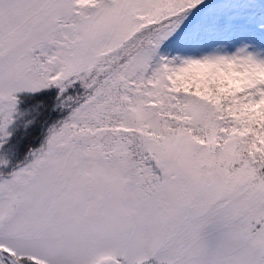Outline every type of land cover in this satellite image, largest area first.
Listing matches in <instances>:
<instances>
[{
  "label": "snow or ice",
  "instance_id": "snow-or-ice-1",
  "mask_svg": "<svg viewBox=\"0 0 264 264\" xmlns=\"http://www.w3.org/2000/svg\"><path fill=\"white\" fill-rule=\"evenodd\" d=\"M51 89L0 264H264V0H0V148Z\"/></svg>",
  "mask_w": 264,
  "mask_h": 264
},
{
  "label": "trees",
  "instance_id": "trees-1",
  "mask_svg": "<svg viewBox=\"0 0 264 264\" xmlns=\"http://www.w3.org/2000/svg\"><path fill=\"white\" fill-rule=\"evenodd\" d=\"M55 89L37 94L20 95L18 100L19 114H24V121L19 122L7 142L2 148L6 154L7 165L0 167L2 172L8 174L19 165L24 164L29 153L41 147L47 132V127L55 121L64 118L67 113L61 114L52 110ZM37 105L41 107L37 108ZM47 120V124L44 121ZM31 121V123H29Z\"/></svg>",
  "mask_w": 264,
  "mask_h": 264
},
{
  "label": "rangeland",
  "instance_id": "rangeland-1",
  "mask_svg": "<svg viewBox=\"0 0 264 264\" xmlns=\"http://www.w3.org/2000/svg\"><path fill=\"white\" fill-rule=\"evenodd\" d=\"M26 94H30V93H18L17 94V98L20 96V95H26ZM22 120L24 121V114H19V111H18V104H17V113L15 114V116H14V120H13V123L8 127V129H7V131H8V133H9V136H10V134L12 133V131H13V129L17 126V125H19L20 123L19 122H22ZM9 136H8V138H9ZM5 145V144H4ZM5 153L3 152V150H2V148H0V161H6V158H7V156H6V158H4L5 157ZM7 162V161H6ZM30 162V157H28L27 158V161L24 163V164H22V165H19L16 169H14V170H19V168L21 167V166H25L27 163H29ZM14 170H12V171H14ZM12 171H10L8 174H6V173H4V172H2V170H0V176H2L3 178H8L9 176H10V174H11V172Z\"/></svg>",
  "mask_w": 264,
  "mask_h": 264
}]
</instances>
